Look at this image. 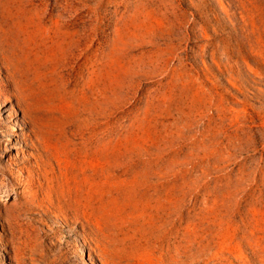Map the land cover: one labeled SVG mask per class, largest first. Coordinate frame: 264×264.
Here are the masks:
<instances>
[{
    "label": "rangeland",
    "instance_id": "rangeland-1",
    "mask_svg": "<svg viewBox=\"0 0 264 264\" xmlns=\"http://www.w3.org/2000/svg\"><path fill=\"white\" fill-rule=\"evenodd\" d=\"M0 264H264V0H0Z\"/></svg>",
    "mask_w": 264,
    "mask_h": 264
}]
</instances>
